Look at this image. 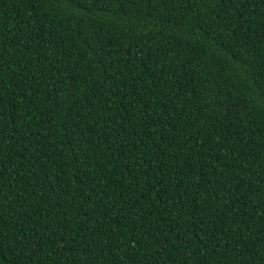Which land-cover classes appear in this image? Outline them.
I'll use <instances>...</instances> for the list:
<instances>
[{
    "label": "trees",
    "instance_id": "trees-1",
    "mask_svg": "<svg viewBox=\"0 0 264 264\" xmlns=\"http://www.w3.org/2000/svg\"><path fill=\"white\" fill-rule=\"evenodd\" d=\"M0 264H264V0H0Z\"/></svg>",
    "mask_w": 264,
    "mask_h": 264
}]
</instances>
